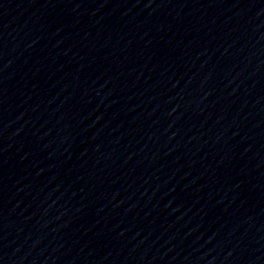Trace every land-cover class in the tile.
<instances>
[{"label":"water","instance_id":"1","mask_svg":"<svg viewBox=\"0 0 264 264\" xmlns=\"http://www.w3.org/2000/svg\"><path fill=\"white\" fill-rule=\"evenodd\" d=\"M0 264H264V0H0Z\"/></svg>","mask_w":264,"mask_h":264}]
</instances>
